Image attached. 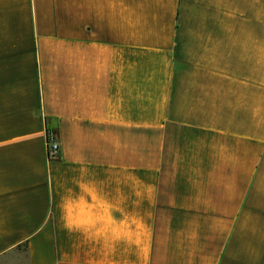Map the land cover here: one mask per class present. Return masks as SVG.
<instances>
[{
    "label": "crops",
    "instance_id": "crops-1",
    "mask_svg": "<svg viewBox=\"0 0 264 264\" xmlns=\"http://www.w3.org/2000/svg\"><path fill=\"white\" fill-rule=\"evenodd\" d=\"M20 251L264 264V0H0V259Z\"/></svg>",
    "mask_w": 264,
    "mask_h": 264
},
{
    "label": "built area",
    "instance_id": "built-area-1",
    "mask_svg": "<svg viewBox=\"0 0 264 264\" xmlns=\"http://www.w3.org/2000/svg\"><path fill=\"white\" fill-rule=\"evenodd\" d=\"M46 146L48 156L50 158H56L59 153V146L54 133H52L51 131L46 132Z\"/></svg>",
    "mask_w": 264,
    "mask_h": 264
},
{
    "label": "rangeland",
    "instance_id": "rangeland-1",
    "mask_svg": "<svg viewBox=\"0 0 264 264\" xmlns=\"http://www.w3.org/2000/svg\"><path fill=\"white\" fill-rule=\"evenodd\" d=\"M0 264H26L25 256L22 251L12 254H7L0 259Z\"/></svg>",
    "mask_w": 264,
    "mask_h": 264
}]
</instances>
